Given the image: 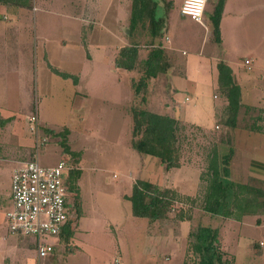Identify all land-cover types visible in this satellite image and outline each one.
I'll return each instance as SVG.
<instances>
[{
    "label": "rangeland",
    "instance_id": "obj_1",
    "mask_svg": "<svg viewBox=\"0 0 264 264\" xmlns=\"http://www.w3.org/2000/svg\"><path fill=\"white\" fill-rule=\"evenodd\" d=\"M152 1L158 4L157 18L164 19L169 28L170 45L176 47L170 55L176 76H181L179 79H184L191 57L200 61L212 57L214 61L215 53L222 52L221 41H216L213 32L205 35L203 27L181 15L180 0ZM215 3V0L208 1L204 14L207 26L212 23ZM9 4V8H3L0 13V24L5 25L0 29L1 216L12 206L13 171L26 162L54 166L66 158L70 163L71 155L64 151L68 149L79 157L80 165L84 160L88 168L94 170L99 181L95 193L87 191L85 195L90 192L88 195L78 198L70 177L65 178L71 190L69 204L73 217L66 231L73 234L68 243L60 236L54 254L47 260H38L32 238L14 237L22 253L33 259L30 264H183L185 260L193 264L194 258L187 256L189 233L199 226L220 230L221 246L232 264H264V245H261L264 243V211L247 216L242 222L211 216L202 210L205 182L200 181L196 204L177 189H171L179 193L180 199L173 202L168 218L163 221L134 217L131 203L120 199V194L130 188L124 184L126 168L115 158L118 156L122 163L127 160L123 151L131 147L132 108L147 105L142 102L144 93L135 96L134 84L143 77L141 66L132 72L116 71L113 57H118L120 47L125 45H139L142 60L152 49L145 28L139 26L136 31H130L132 0H9ZM117 6L118 39L111 35L117 32V26L111 22ZM16 9H22L19 22L9 24ZM262 16L264 33V9ZM84 18L88 20L83 22L87 29L96 27L95 31H80L77 20ZM176 25L182 30L197 27L204 33L198 42H193L186 38L184 31L178 35ZM235 49L238 59L250 54L246 48L232 50ZM184 51L188 55L184 56ZM261 55L264 57V48ZM50 66L77 75L78 85L75 86L71 78L55 74ZM160 79L162 88L149 91L153 99L150 110L170 113L167 107L160 105L162 101L166 105L173 98L179 102L185 97L192 98L191 91L182 87L181 81L178 80L182 88H178L173 77L161 75ZM155 91L157 93H153ZM85 92L89 95L88 101ZM33 116L37 117L34 123L30 122ZM181 123L178 134L181 165H186L190 171L203 172L211 149L220 138L230 139L226 135L229 131L222 126L220 130L217 128V133H206ZM248 183L259 187L252 180ZM82 188L86 190V186ZM74 202L81 205L77 219ZM180 213L191 220L184 228ZM0 226L5 227L4 218ZM0 234L5 235L6 231L0 230ZM0 245L6 246L7 242ZM18 259L12 264H27L23 257Z\"/></svg>",
    "mask_w": 264,
    "mask_h": 264
},
{
    "label": "crops",
    "instance_id": "obj_2",
    "mask_svg": "<svg viewBox=\"0 0 264 264\" xmlns=\"http://www.w3.org/2000/svg\"><path fill=\"white\" fill-rule=\"evenodd\" d=\"M216 1L217 0H215V2ZM262 1L263 0H225L224 10L220 22L221 43H219V45L222 48V52L220 53L221 55L217 52L215 55L211 54L214 55V61L212 60V57L207 61H200L198 59L193 60V57H191L187 63V72L183 80L179 79L181 77L179 74V76H176L177 70L174 69L175 65L170 55L171 52L176 51V47L170 45L171 40L168 35L169 28L165 24L166 21L163 19L164 26L161 30L160 36L155 39L154 45L158 46L162 44L170 66L166 73L160 74L150 83L147 89L148 92L146 91L145 94V105H147V107L144 106V109L155 112L148 108L149 105L152 107L153 103V99H150L149 95L151 93L149 94V91H151V89L154 91L162 88V81L160 79L161 75H164L165 77H173V81L175 80V86L178 88H182L184 86L188 87L191 91L192 98L185 97V99H180V102L173 98V100H171L170 103H166V105H164L162 101L160 105L167 107L170 113L158 114L176 118L180 123V127L182 125L181 122H183L184 124L194 128L201 129L206 133H217L219 132L216 131L217 128L220 130L222 126H225L229 131V133L226 132V135L228 134L230 139L228 138L226 140L220 138L217 143L218 145L216 144L214 147H217L219 153L222 155L228 154L231 150L233 151L230 166L231 180L240 183H248L252 180L254 185L256 184L259 188L264 189V131L258 130V128H262L264 126V57L261 55L262 49L264 48V33L262 25L264 4ZM182 3L183 0H180V5ZM9 6V0H0V13H2L3 8L6 7L5 9L7 10ZM21 12L22 9H16L14 12L16 15L14 14V17L10 20L9 24H17L19 22V13ZM77 21L80 23V31H85L88 26H86L83 22L88 21L87 18H84V20L79 19ZM111 22L117 26V32H115V34L112 33L111 35L118 39V27L120 24L118 6ZM196 24L206 30L205 35L208 32H213L212 23H210V26H207L206 22L204 25L199 23ZM6 26H8V24ZM4 27L5 25L0 24V29ZM95 28L96 27L87 29V31L91 33L96 30ZM182 29L183 28H180L179 25L175 26V30L178 35L179 32L183 33L184 31L186 38L193 42H198L204 33L202 29L197 27H188V29L184 30ZM188 30L190 31L189 33ZM111 31L114 30L111 29ZM203 39H205V37ZM93 46H95L94 43ZM126 46L127 45L121 46L120 49ZM234 47H243L248 49L250 52L249 56L239 59L236 58L234 54L236 49L232 50ZM183 55L186 56L188 53L184 51ZM116 58L117 57H113L116 71L117 69L126 71L116 68ZM91 60L93 59L91 58ZM247 60L251 62V69H248V66L246 65ZM88 61L90 62V60ZM220 62H224L231 67L234 78L241 88V108L237 118V125L232 128L225 125L229 116V102L219 88L218 64ZM191 69H194V71H190ZM80 75L81 74H79V76ZM178 80L182 82V87ZM78 83L73 84L77 86ZM153 93H157V91ZM84 96H86L85 100L88 101L89 95L85 92ZM125 105L126 104H124V107ZM123 112L126 111L124 110ZM125 116L129 117V115ZM222 116L225 117V122L221 121ZM4 117L6 118L7 116ZM39 119L41 121L40 117ZM42 123L46 124L45 122ZM48 126L50 125L48 124ZM254 128H256V131H254ZM66 129L71 131L69 127H66ZM120 144L121 143L118 142V145ZM135 152L136 151H134L131 147L125 148L123 153H126L127 160L124 163L119 160L118 156L115 158L116 162H119L121 166L126 168V180L124 184L127 189L130 188L120 194V199L122 201L129 202L125 197L131 195L133 186L138 180L150 182L152 185H156L161 189H177L180 194L189 197L191 201L196 199L195 194L196 191H198L201 181L200 171L195 169L194 171L192 170V172L189 167H186V165H181L179 168L167 170L165 165H163L159 159L143 155L138 152L136 154ZM71 158L72 161L70 163L72 165V170L68 177L75 176L74 187L76 196H78V198L79 196H86L90 193L89 192L85 195L87 191L95 193L94 191L96 189L97 182L99 181L98 177H96L93 173L94 170L92 168H88L84 160L80 165L79 157L71 155ZM83 186H86V190L82 188ZM69 192H71V190H69ZM2 214L0 213L1 219L3 218L1 216ZM189 222H191V220L185 222L183 221V228L187 225V223L189 224ZM112 223L114 222L112 221ZM68 226L69 223L65 225L63 230H65ZM0 230L6 231L5 235L0 234V243L4 241L7 242L6 246L0 245V262L12 264V262L16 260L18 261L19 257H23V260L27 264L32 263L33 259H30V257L26 254L22 253L19 242L16 241L14 237L7 234V229L0 226ZM83 245L85 248L87 247L86 243ZM35 255H37L36 251Z\"/></svg>",
    "mask_w": 264,
    "mask_h": 264
},
{
    "label": "trees",
    "instance_id": "obj_3",
    "mask_svg": "<svg viewBox=\"0 0 264 264\" xmlns=\"http://www.w3.org/2000/svg\"><path fill=\"white\" fill-rule=\"evenodd\" d=\"M225 0H217L213 10V33L217 42L221 41L220 22L224 10ZM158 4L152 0H133L130 21V31L134 32L139 26L145 28L151 47L147 56L141 59L139 45L131 44L123 47L116 58V68L126 71H135L141 66L142 79L134 84L135 96L144 93L142 102H146L145 93L152 82L160 74L167 72L170 63L166 57L162 44L155 46V39L160 36L164 20L157 18ZM51 70L64 79H73L78 83V77L61 72L53 67ZM219 88L226 96L229 106V116L225 125L229 128L237 125V118L241 108V88L237 84L233 71L224 62L218 64ZM133 129L131 148L143 155L157 158L165 165L167 170L179 168L181 159L179 155V121L171 116L151 112L144 108H132ZM256 128H254V131ZM264 131V126L258 128ZM66 131V130H65ZM67 132V131H66ZM58 135H63L59 133ZM57 135V136H58ZM62 143H65V141ZM70 155H76L70 150H64ZM233 151L220 154L217 147L211 149L206 169L201 172L200 179L205 182L201 196L202 210L215 217L233 219L242 222L247 216H255L264 211V189L255 187L250 183H240L231 180L230 166ZM75 176L70 177L72 189L75 191ZM76 197V196H75ZM132 205L134 217L148 219L153 222L168 218L170 207L175 200L180 199L179 193L171 189H161L144 180H138L133 186L130 196L125 197ZM76 199V198H75ZM197 203L196 199L192 201ZM74 212L81 214V205L74 202ZM179 220L189 221L190 217L179 214ZM73 219L69 221V225ZM67 233V234H66ZM72 232L62 231V239L68 243ZM189 248L187 256L191 255L193 264H232L227 258L220 241V230L212 226H199L189 233ZM183 264H189L187 260Z\"/></svg>",
    "mask_w": 264,
    "mask_h": 264
},
{
    "label": "built area",
    "instance_id": "obj_4",
    "mask_svg": "<svg viewBox=\"0 0 264 264\" xmlns=\"http://www.w3.org/2000/svg\"><path fill=\"white\" fill-rule=\"evenodd\" d=\"M208 1L183 0L181 15L204 25ZM246 65L251 69L249 60ZM36 118L31 117V122H36ZM71 170V163L62 159L54 166L26 162L13 172L12 206L4 213V226L11 237L32 238L39 261L54 254L65 225L73 218L65 184Z\"/></svg>",
    "mask_w": 264,
    "mask_h": 264
}]
</instances>
